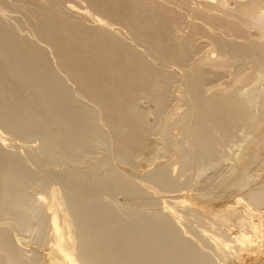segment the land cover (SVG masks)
<instances>
[{
  "label": "bare ground",
  "instance_id": "1",
  "mask_svg": "<svg viewBox=\"0 0 264 264\" xmlns=\"http://www.w3.org/2000/svg\"><path fill=\"white\" fill-rule=\"evenodd\" d=\"M0 264H264V0H0Z\"/></svg>",
  "mask_w": 264,
  "mask_h": 264
},
{
  "label": "rangeland",
  "instance_id": "2",
  "mask_svg": "<svg viewBox=\"0 0 264 264\" xmlns=\"http://www.w3.org/2000/svg\"><path fill=\"white\" fill-rule=\"evenodd\" d=\"M142 104V103H141ZM235 147H233L232 149H234ZM228 150H231L232 151V149H230V148H227ZM99 150V149H98ZM101 150V149H100ZM231 151L229 152V151H227L228 153H231ZM100 152V151H99ZM100 154V153H99ZM98 155V154H97ZM226 164L223 162V164L222 163H220L219 164V166H218V168H220V166L222 167V166H225ZM202 174H204V173H202ZM200 175V176H199ZM202 176V177H201ZM205 175H201V173H199V174H197L194 178H196V181H198V184L196 185V187L199 185V183H200V181L202 182V179H204L205 177H204ZM184 178V177H183ZM182 178V179H183ZM198 178H200V179H198ZM185 179V178H184ZM183 179V180H184ZM201 184V183H200ZM34 186H36V185H34ZM34 189H36L37 190V188H34ZM40 190V189H39ZM38 191V190H37ZM34 198V197H33ZM25 235L27 236V235H29V233L27 232V233H25ZM24 239H27V240H29V241H31L32 243L33 242H35L34 240L32 241V239L30 238L29 239V237H26V238H24ZM31 245H35L34 243L33 244H31Z\"/></svg>",
  "mask_w": 264,
  "mask_h": 264
}]
</instances>
